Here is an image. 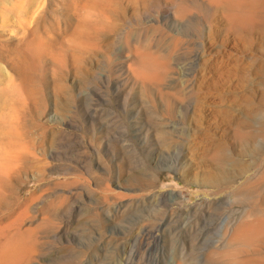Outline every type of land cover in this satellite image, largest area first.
<instances>
[{
	"label": "rangeland",
	"instance_id": "rangeland-1",
	"mask_svg": "<svg viewBox=\"0 0 264 264\" xmlns=\"http://www.w3.org/2000/svg\"><path fill=\"white\" fill-rule=\"evenodd\" d=\"M96 3L79 41L65 24L81 10L68 0H0V234L28 243L19 264H264V235L240 261L206 248L261 169L252 126L222 118L248 96L264 108V70L246 61L264 60V40L226 32L210 0ZM40 15L46 44L26 51ZM145 55L159 67L142 80ZM215 142L242 162H226L220 189L203 174L215 166L194 154ZM256 190L264 200V182Z\"/></svg>",
	"mask_w": 264,
	"mask_h": 264
},
{
	"label": "bare ground",
	"instance_id": "bare-ground-1",
	"mask_svg": "<svg viewBox=\"0 0 264 264\" xmlns=\"http://www.w3.org/2000/svg\"><path fill=\"white\" fill-rule=\"evenodd\" d=\"M210 1L215 5L217 13H219L223 17L224 24L227 27L225 31L229 29L237 33L246 31L247 33L245 35L246 39L250 41H254L258 38L264 40V0H210ZM96 4H97L96 0H68L69 6H71L73 9L81 10V12L79 13V18L77 20L74 21L68 20L67 22L65 21L66 30L67 29L70 30V34L72 35L73 39L79 40L81 38L88 39L91 37L90 35L94 30L96 24L94 23L95 21L93 22V18H92L94 17L93 15H95L94 9L96 10L95 8ZM44 19L45 18L43 15L35 17L34 20L32 21V25L28 28L26 51H28V49L32 50L35 48H39L40 46L43 47L44 43L46 44V39L38 31L39 26L44 21ZM30 21L31 20H28L27 24L30 23ZM57 21H59V19H57ZM253 33L257 34L256 35L257 38L253 37ZM27 53L22 54V57L24 59H28L26 58ZM246 61L251 62L254 68L260 67L262 70H264V60L258 58L254 54L250 53L249 58ZM158 67H159V63L158 61H156V58L154 59L152 57H148L147 55H145V56H141L140 59H138V65L135 69H137L138 72L137 74L140 77H142L141 79L143 80V78L156 77ZM240 97H244V95H241ZM245 99L251 102L249 105H247L246 109H243L241 113L233 112L230 109H228V111L225 110L224 112L225 115L224 118H222V120L234 123L237 126V129L238 126H244V125H249L250 127L252 126V128L248 132L249 133L248 137L251 138L253 141L262 140V144L258 148V154H259L258 157L260 158L261 161V169L258 171L256 176H254L251 179H248L245 182V184L243 185V189H238L237 191L233 190V192L235 191L233 194L234 197L233 200L230 202L229 207L230 209L233 208V206L237 207L235 210L237 211V215L234 216L235 220L231 218L233 217V214L236 212H233L231 210L228 220L226 221V223L222 225L223 239L217 244H209V246L206 247L208 253L216 254L221 258L227 257V260L230 259L232 256L237 255L236 254L237 251L243 246V244H245L246 242L250 241L253 238H256L258 236L260 238V236L264 235V200L260 199L259 198L260 196L258 197L255 193V191H257L256 190L257 185L264 182V120L259 121V123H257V121L255 120L257 119V117H259V115L262 112H264V108L254 104L253 101L251 100V97L249 96L246 97ZM211 146H212L211 148L214 150L213 153L211 154L204 153L205 148L204 149L202 148L198 151L194 150V154L196 153L197 156L200 157L199 159H202L203 161L215 166L214 171H209V170L203 171V174L205 175V180H209V182H211L218 188L219 187L223 188L228 184L229 181L227 180V176L231 173V171L227 167H225L226 162L229 161L230 163L229 162L228 163L231 166H241L242 162L232 159L225 152L223 148L224 146L221 144V142H215L211 144ZM191 155L193 156V154ZM2 230L4 231V228ZM0 235L1 237H3V239L0 240V264H19L21 260L23 262V257L26 254V246L28 249V243L26 245V242L22 237L21 233L19 231H15L13 233L11 232V234H7V235L5 234L4 236H2V234ZM150 245L147 244V249L150 248ZM237 256H241V255H237ZM238 258L236 257L235 259L234 257L233 259L237 260ZM210 262L213 263V260H211ZM215 262L216 261H214V263Z\"/></svg>",
	"mask_w": 264,
	"mask_h": 264
}]
</instances>
